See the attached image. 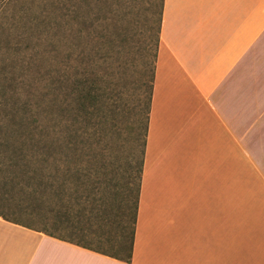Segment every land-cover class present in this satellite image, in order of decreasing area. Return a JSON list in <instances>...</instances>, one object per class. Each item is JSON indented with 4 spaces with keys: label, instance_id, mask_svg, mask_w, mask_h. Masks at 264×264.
I'll return each instance as SVG.
<instances>
[{
    "label": "crops",
    "instance_id": "0c3cea01",
    "mask_svg": "<svg viewBox=\"0 0 264 264\" xmlns=\"http://www.w3.org/2000/svg\"><path fill=\"white\" fill-rule=\"evenodd\" d=\"M0 264H264V0H165L131 262L0 216Z\"/></svg>",
    "mask_w": 264,
    "mask_h": 264
},
{
    "label": "rangeland",
    "instance_id": "374dc122",
    "mask_svg": "<svg viewBox=\"0 0 264 264\" xmlns=\"http://www.w3.org/2000/svg\"><path fill=\"white\" fill-rule=\"evenodd\" d=\"M10 9L8 21L17 25L0 36V86L12 100L30 98L36 107L43 93L51 92L48 97L53 99V84L52 88L49 85L53 82V15L57 5L55 0H16ZM160 9L161 0H102L95 10L103 30L111 35L103 39L107 40L104 53H95L97 62L90 75L98 101L91 108L74 103V119L65 123L74 135L73 148H64L61 164L73 182L72 189L78 186L83 195L94 200L93 205H80L75 199L64 203L49 193L34 191L27 183L29 178L22 176V168L15 167L13 172L20 177H12L5 171L6 159L1 157L0 213L96 248L110 247L109 241L132 227ZM48 111L53 124V106ZM35 112L46 115L43 107ZM50 170L53 175V163Z\"/></svg>",
    "mask_w": 264,
    "mask_h": 264
},
{
    "label": "trees",
    "instance_id": "16d2710c",
    "mask_svg": "<svg viewBox=\"0 0 264 264\" xmlns=\"http://www.w3.org/2000/svg\"><path fill=\"white\" fill-rule=\"evenodd\" d=\"M15 1L0 0V36L2 32L4 33L17 25L14 20L8 21L11 10L10 6ZM101 1L55 0L57 13L53 15V82L49 85V88H52L53 84V99L52 97H48L51 92L43 93L42 101L40 100V102L36 103L38 105L35 107V103L30 98L22 100L19 96L12 100L7 93V89L0 86V111L2 110L0 113V158L6 159L7 169L5 171L12 177L19 178L20 176L13 172V169L15 167L22 168V176L24 175L29 178L27 183L29 186H34V191L42 194L49 193L53 198L56 197L64 203L66 201L70 202L73 199L78 204L87 203L88 205H93L94 203V200L88 199V196L80 192L78 186L72 189L71 183L73 182H70V177L64 168L61 167V164L64 159V148L67 146L73 148L71 144L74 143L72 140L74 135L68 132L71 129L65 123L74 119V103L77 101L82 107L91 108L98 101L95 80L90 75L93 73L92 68L94 63L97 62L95 53H104L105 41L107 40L104 41L103 39L111 37V35L108 36L103 30V24L99 21V14L95 13ZM164 1L161 0L156 58L160 43ZM94 31L95 35L93 34ZM106 53L103 55H106ZM152 93L153 85L147 111L146 138L151 112ZM52 106L53 124L51 123L52 118L47 116L49 112L48 108ZM38 107H43V114L44 112L46 113L45 116L39 112H35V108ZM14 108L23 110L28 116L23 115L22 113L24 112L18 113ZM51 163H53V175L50 174ZM143 165L144 159L140 168L139 190L134 206L132 227L122 230V234H119L114 241H109L108 246L110 247L96 248L89 244H83L58 235L47 229L33 228L5 214L0 213V216L11 222L45 232L62 240L131 262L136 234ZM86 205L82 206L86 208Z\"/></svg>",
    "mask_w": 264,
    "mask_h": 264
}]
</instances>
